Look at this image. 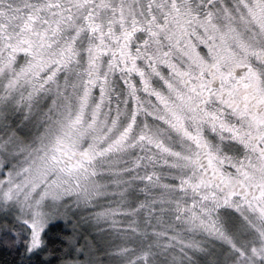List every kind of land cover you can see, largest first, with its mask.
<instances>
[{
  "label": "snow or ice",
  "instance_id": "snow-or-ice-1",
  "mask_svg": "<svg viewBox=\"0 0 264 264\" xmlns=\"http://www.w3.org/2000/svg\"><path fill=\"white\" fill-rule=\"evenodd\" d=\"M2 253L264 264V0H0Z\"/></svg>",
  "mask_w": 264,
  "mask_h": 264
},
{
  "label": "trees",
  "instance_id": "trees-1",
  "mask_svg": "<svg viewBox=\"0 0 264 264\" xmlns=\"http://www.w3.org/2000/svg\"><path fill=\"white\" fill-rule=\"evenodd\" d=\"M85 227H87V225H85ZM0 258H3L5 260H9V261L12 259V257L9 256L7 253L0 254Z\"/></svg>",
  "mask_w": 264,
  "mask_h": 264
}]
</instances>
